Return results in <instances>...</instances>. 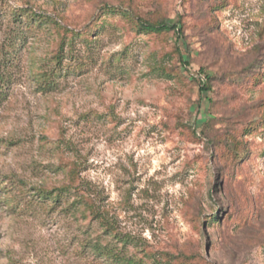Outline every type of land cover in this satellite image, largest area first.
Segmentation results:
<instances>
[{
	"label": "rangeland",
	"instance_id": "1",
	"mask_svg": "<svg viewBox=\"0 0 264 264\" xmlns=\"http://www.w3.org/2000/svg\"><path fill=\"white\" fill-rule=\"evenodd\" d=\"M0 264H264V0H0Z\"/></svg>",
	"mask_w": 264,
	"mask_h": 264
},
{
	"label": "trees",
	"instance_id": "2",
	"mask_svg": "<svg viewBox=\"0 0 264 264\" xmlns=\"http://www.w3.org/2000/svg\"><path fill=\"white\" fill-rule=\"evenodd\" d=\"M107 9H110L111 11H118L121 9L117 6H114V5H107L106 6ZM125 12V11H124ZM34 16L38 19H43L44 16L42 15H36L34 14ZM137 19V25L138 27L141 29V30H145V31H149V32H162V31H171V30H177L178 29V24H170L169 22H167V20L165 19H162V20H156V21H151V20H148V19H145L141 16H137L136 17ZM182 57V56H181ZM209 87L207 86V83H204L202 86H201V91H208ZM70 187L69 186H65V187H62L61 190H67L69 189ZM40 193L42 195H49L51 194L49 191H44V190H41ZM106 254H109V255H112V256H117L118 254L115 253V251L111 248L109 250H107L105 252ZM119 257V255H118Z\"/></svg>",
	"mask_w": 264,
	"mask_h": 264
}]
</instances>
